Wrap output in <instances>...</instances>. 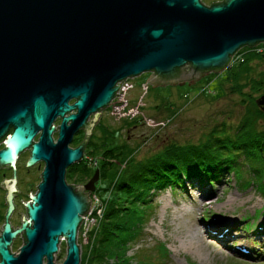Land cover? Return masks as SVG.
<instances>
[{"label": "water", "instance_id": "water-1", "mask_svg": "<svg viewBox=\"0 0 264 264\" xmlns=\"http://www.w3.org/2000/svg\"><path fill=\"white\" fill-rule=\"evenodd\" d=\"M259 44L264 0H223L211 7L199 0H0V168L13 170V179L1 184L8 210L0 264H55L60 242L66 245L61 264H80L78 230L98 171L82 188L65 183V169L80 161L93 126L86 121L91 115L97 120L119 83L151 73L146 84L153 87L194 84L224 71L242 48ZM256 105L264 112V94ZM56 117L62 121L53 144ZM81 127L85 140L69 149ZM28 148L26 167L42 160L45 168L38 193L25 204L27 219L12 231L13 163ZM19 235L23 244L14 254Z\"/></svg>", "mask_w": 264, "mask_h": 264}, {"label": "rangeland", "instance_id": "rangeland-1", "mask_svg": "<svg viewBox=\"0 0 264 264\" xmlns=\"http://www.w3.org/2000/svg\"><path fill=\"white\" fill-rule=\"evenodd\" d=\"M242 60L243 55L238 53L233 63ZM252 66L255 73L264 74V63ZM222 74L223 70L214 75L206 73L194 84L186 82L153 87L148 83L146 92L142 85L147 83L151 73L131 79L134 85L128 93L131 103L142 97L145 105L141 109L142 114L157 123L167 121V124L161 128L148 127L136 119V123L126 126L130 120L117 119L105 112L103 127L108 133L115 132L111 146L125 144L136 151V159H142L171 142L185 145L204 140L205 134L213 127H217L216 135L233 137L236 126L245 115L246 104H240L242 97L228 94ZM251 133L256 137L252 151L258 162L252 159L240 164L236 176L231 174L222 184L215 186L212 198L201 199L200 193L188 187L184 193L167 189L153 196L145 212L148 221L127 253L133 257L132 264H141L142 257L151 259L149 264H264V189L259 191L257 187L264 182V122L261 119L251 127ZM106 142L111 143V139ZM255 169L260 172L251 173ZM114 172L113 169L108 170L95 191L102 199L100 216L94 215L93 219L97 220L93 222L91 217L86 218L78 230L77 243L81 254L88 251L89 235L97 229L103 217L104 189L114 182ZM233 198L237 202L231 205ZM21 208L20 213L10 220L15 230L19 229L22 218L27 219L25 210ZM247 224L250 226L249 234L244 231ZM3 226L4 222L0 221V233ZM12 244V253H18L23 244L22 236H17ZM59 248L55 264H61L66 255L65 242H60ZM242 249L247 251L244 253Z\"/></svg>", "mask_w": 264, "mask_h": 264}, {"label": "trees", "instance_id": "trees-1", "mask_svg": "<svg viewBox=\"0 0 264 264\" xmlns=\"http://www.w3.org/2000/svg\"><path fill=\"white\" fill-rule=\"evenodd\" d=\"M238 53L243 55L242 62L225 68L222 74L224 89L229 95L242 97L241 105L246 104L245 115L233 137L216 135L217 127H213L205 134V139L197 143L171 142L150 156L136 159V151L125 144L111 146L115 132L108 133L102 125L97 128L99 136L96 135L91 155L94 162L101 163V177L113 169L115 180L104 189L103 217L89 235L88 251L81 254V264H132L133 257L127 253L142 234L148 221L145 212L155 194L167 189L181 193L190 189L200 193L203 199H210L216 185L222 184L229 175L238 174L240 164L256 159L252 151L256 137L251 127L259 119L264 122V113L256 105L264 94V74L255 73L252 65L264 63V51L257 53L244 47ZM131 122L137 121L126 122V126ZM107 139H111V143L108 144ZM259 172L257 169L251 171ZM257 187L263 191L264 182ZM249 230L247 224L244 231L248 233ZM150 260L142 257L141 264H149Z\"/></svg>", "mask_w": 264, "mask_h": 264}, {"label": "flooded vegetation", "instance_id": "flooded-vegetation-1", "mask_svg": "<svg viewBox=\"0 0 264 264\" xmlns=\"http://www.w3.org/2000/svg\"><path fill=\"white\" fill-rule=\"evenodd\" d=\"M223 0H199V3L204 7H211L213 4H220ZM258 46L264 47L263 44H259ZM74 101H69L68 105H72ZM76 111L70 112L65 114L63 117H68L70 114H74ZM106 111L102 112L97 120L93 122L94 115L88 117L86 123L93 124L92 128L90 129V135L88 136L85 145L82 149V156L79 162L73 163L72 165L68 166L65 169V183L71 187H82L84 186L93 178L96 170L98 171V185L100 180L102 179L100 173V162H94V157L91 155L94 149L97 128L100 125L103 126L104 116ZM62 118L56 117L54 122L51 124L53 127V132L51 133L52 143L56 144L58 139L59 127L61 125ZM70 125V123H68ZM40 133H37L36 136L33 138L32 143H36L39 139ZM85 130L84 127L79 128L75 134L72 135L70 143L68 144L69 149H76L80 146V144L85 140ZM99 136V135H97ZM4 148V142H0V151ZM30 148L23 150L21 153L18 154L17 159L13 163L14 172H15V185L14 188L17 192H12L11 198L13 204V210L8 218L9 225L11 230H15L12 226L10 220L16 217L17 214L20 213V208L25 210L27 215V211L25 208V204L30 203L31 198L34 197L38 193V186L42 182V175L45 163L42 160L35 162L34 164L26 167L28 161L30 160ZM13 179V170L12 168H0V221L5 222V215L8 210V203L6 202L7 191L5 187L1 184L4 181H10ZM98 187V186H97ZM96 187V190H97ZM77 191V188H74ZM95 190V191H96ZM83 194L88 193L87 191L83 190ZM95 192H91L90 195ZM89 195V196H90ZM12 252V251H11Z\"/></svg>", "mask_w": 264, "mask_h": 264}, {"label": "built area", "instance_id": "built-area-1", "mask_svg": "<svg viewBox=\"0 0 264 264\" xmlns=\"http://www.w3.org/2000/svg\"><path fill=\"white\" fill-rule=\"evenodd\" d=\"M256 49L257 53H261L263 52L264 48L262 46H256L254 47V50ZM235 57V56H234ZM234 57L231 59L230 65H232L233 61H234ZM234 64V63H233ZM229 65V66H230ZM120 85V86H119ZM119 89L116 93L115 98L111 101L110 105L104 110L106 112H109V114L113 117H116L117 119H121V120H139L141 122H143L146 126L151 127V126H156V127H165L167 124V121L161 122V123H157L155 120H152L150 118L145 117L142 112L141 109L145 106L143 101V98L140 97V99L136 102V103H131V101L128 99V93L133 90L134 85L131 81V79H127L125 81H123L121 84H118ZM142 90L144 92H146L148 90V85L144 84L142 85ZM90 199V205H89V211L87 214H85L82 217V222L86 219V218H94V215L100 216L101 213V205L102 202L96 193H92L89 196ZM98 203V205H97ZM97 205V206H96ZM103 207V206H102ZM103 211V210H102ZM102 218H100L101 220ZM97 219H93V221H96ZM81 222V225H82ZM80 225V227H81ZM79 227V229H80Z\"/></svg>", "mask_w": 264, "mask_h": 264}, {"label": "bare ground", "instance_id": "bare-ground-1", "mask_svg": "<svg viewBox=\"0 0 264 264\" xmlns=\"http://www.w3.org/2000/svg\"><path fill=\"white\" fill-rule=\"evenodd\" d=\"M237 202V200H235L234 198H233V200H231V205L232 204H235ZM248 204V203H247ZM238 219V218H237ZM240 220V219H239ZM219 221V220H218ZM242 221V220H241ZM234 223V222H233ZM259 225V224H258ZM233 226V225H232ZM264 226V225H263ZM225 227V226H224ZM254 228V227H253ZM264 229V228H263ZM207 230V229H206ZM228 230V229H227ZM220 231V230H219ZM224 231V230H223ZM258 231V230H257ZM256 231V232H257ZM255 232V231H254ZM262 232V231H261ZM197 234V233H196ZM213 234V233H212ZM249 234V233H248ZM222 236V235H221ZM230 236V235H229ZM237 236V235H236ZM262 237V236H261ZM229 238V237H228ZM252 238V237H251ZM197 239V238H196ZM233 239V238H232ZM256 239V238H255ZM225 240V239H224ZM228 240V239H227ZM231 240V239H230ZM238 240V239H237ZM194 241V240H193ZM201 241V240H200ZM204 241V240H203ZM257 241V240H256ZM206 242V241H205ZM246 242V241H245ZM204 243V242H203ZM228 243V242H227ZM197 244V243H196ZM207 244V243H206ZM202 245V244H201ZM225 245H227V244H225ZM197 246V245H196ZM226 248V247H225Z\"/></svg>", "mask_w": 264, "mask_h": 264}, {"label": "clouds", "instance_id": "clouds-1", "mask_svg": "<svg viewBox=\"0 0 264 264\" xmlns=\"http://www.w3.org/2000/svg\"><path fill=\"white\" fill-rule=\"evenodd\" d=\"M102 112H104V110H103ZM102 112H101V113H102ZM101 113H100V114H101ZM77 237H78V236H77Z\"/></svg>", "mask_w": 264, "mask_h": 264}]
</instances>
